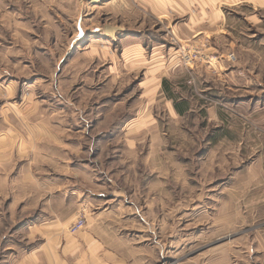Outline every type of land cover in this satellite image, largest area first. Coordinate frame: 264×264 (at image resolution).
<instances>
[{
  "label": "rangeland",
  "instance_id": "374dc122",
  "mask_svg": "<svg viewBox=\"0 0 264 264\" xmlns=\"http://www.w3.org/2000/svg\"><path fill=\"white\" fill-rule=\"evenodd\" d=\"M193 8L0 0V264H264V2Z\"/></svg>",
  "mask_w": 264,
  "mask_h": 264
},
{
  "label": "crops",
  "instance_id": "0c3cea01",
  "mask_svg": "<svg viewBox=\"0 0 264 264\" xmlns=\"http://www.w3.org/2000/svg\"><path fill=\"white\" fill-rule=\"evenodd\" d=\"M161 1V2H159ZM164 0H158V4L160 5V9L163 12L169 11L172 13H177V14H186L187 11H191L194 5L198 4L201 6V9H204V7L208 4H211L217 0H169L167 3L163 4ZM223 1V0H220ZM259 2H264V0H255ZM167 9V10H166ZM164 17V16H161Z\"/></svg>",
  "mask_w": 264,
  "mask_h": 264
},
{
  "label": "built area",
  "instance_id": "2783aa9c",
  "mask_svg": "<svg viewBox=\"0 0 264 264\" xmlns=\"http://www.w3.org/2000/svg\"><path fill=\"white\" fill-rule=\"evenodd\" d=\"M86 224V216H78L73 223L69 226L71 232H76L77 230L82 229Z\"/></svg>",
  "mask_w": 264,
  "mask_h": 264
},
{
  "label": "trees",
  "instance_id": "16d2710c",
  "mask_svg": "<svg viewBox=\"0 0 264 264\" xmlns=\"http://www.w3.org/2000/svg\"><path fill=\"white\" fill-rule=\"evenodd\" d=\"M183 111H184V110H183ZM183 111H182V112H183Z\"/></svg>",
  "mask_w": 264,
  "mask_h": 264
}]
</instances>
